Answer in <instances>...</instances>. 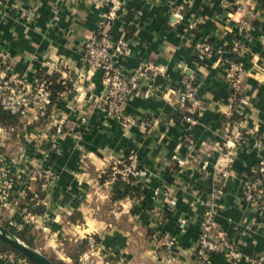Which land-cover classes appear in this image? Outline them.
<instances>
[{"label":"crops","instance_id":"0c3cea01","mask_svg":"<svg viewBox=\"0 0 264 264\" xmlns=\"http://www.w3.org/2000/svg\"><path fill=\"white\" fill-rule=\"evenodd\" d=\"M102 32L110 48L126 42L130 54L114 60L140 82L120 118L105 111L100 72L83 60L85 42ZM199 40L212 48L204 63L192 49ZM232 64L241 68L235 98L224 79ZM0 67L73 87L46 116L28 110L0 126V224H16L33 249L72 264L69 249L92 237L77 264H194L212 203L216 230L242 255L209 264H264V214L240 194L264 157V0H0ZM184 79L199 86L192 107L180 100ZM129 150L147 172L139 201L113 194L111 165ZM41 168L55 177L28 220L21 196L37 190ZM0 264L27 262L0 251Z\"/></svg>","mask_w":264,"mask_h":264},{"label":"built area","instance_id":"2783aa9c","mask_svg":"<svg viewBox=\"0 0 264 264\" xmlns=\"http://www.w3.org/2000/svg\"><path fill=\"white\" fill-rule=\"evenodd\" d=\"M195 59L198 62L207 60L212 55L211 45L205 40L195 41L192 46ZM128 55L130 49L125 41L121 40L110 48L106 43V34L102 32L99 38H90L84 44V63L89 71L100 72V81L105 87L106 96L103 99V106L107 114L114 118H120L123 103L133 94L140 90V82L135 74L125 75L116 63L117 55ZM220 55L221 52L219 51ZM241 72V68L235 64L228 67L225 72L224 79L231 91L232 98L238 97L239 87L237 84V76ZM64 89L58 93V97L64 96L71 91L65 81L60 80ZM51 82L44 76H37L29 81L15 74L8 72L7 69L0 67V108L12 114H25L28 110H32L40 117L46 116L47 108L52 104V92L50 90ZM199 91L197 83L190 79H184L181 82L179 96L181 102L192 107L196 104V97ZM147 96L148 93L144 92ZM183 120L189 125L194 123L191 116H184ZM61 131L57 126L56 133ZM147 172L140 165L137 154L133 150H129L125 157L120 161L111 165L110 176L114 180H119L131 186H140L145 179ZM33 179L38 182V186L42 191L47 190L55 177V173L51 168H41L33 172ZM264 178V157L259 161L252 171L250 180L243 186L240 194L244 201L257 204L264 214V191L260 188V183ZM7 187L11 186L9 180H5ZM222 195L220 189L213 190L211 197L218 198ZM7 192H4L3 198H7ZM27 192L21 196L24 200ZM141 196L134 198L139 201ZM29 201L34 206H43V200L37 195H32ZM216 212L215 205L207 204L205 215L199 223V234L195 246L194 264H209L211 256L222 253L231 260H238L241 252L232 243L216 230L213 218ZM21 213L30 220L33 213L26 206L22 207ZM155 218L161 217L158 211H154ZM10 226L18 228L14 223ZM88 246L91 248L95 245V240L91 237L87 239ZM173 240L167 235L161 238V245L170 247ZM258 262L263 260L262 256L255 258Z\"/></svg>","mask_w":264,"mask_h":264},{"label":"trees","instance_id":"16d2710c","mask_svg":"<svg viewBox=\"0 0 264 264\" xmlns=\"http://www.w3.org/2000/svg\"><path fill=\"white\" fill-rule=\"evenodd\" d=\"M205 61H203V63ZM44 77H46L51 82L50 90L52 92V101H53L55 98L58 97V93L64 89V86L61 84V81L58 79L57 75L50 76V77L44 76ZM49 107L50 106H48L47 111ZM20 115L21 114L19 113L12 114L0 108V126L6 127V128L16 126L19 122L18 118ZM113 194H114V198H117V199H120L126 196L131 197V198H137L142 195V190L140 186H131L129 184H125L117 180L113 186ZM32 195H37V197L41 199L42 190L39 189V186L37 190L27 192V196L24 199L25 203L22 207L26 206L28 209H30L32 213L41 212L42 210L41 206H34L33 203L29 201V198ZM0 226L4 228L7 232H9L10 234L15 236L16 238L20 239L24 244L33 248L32 245L28 242V240L23 237V235L21 236L20 234L17 233L14 227L10 226L8 223H1ZM87 248H88L87 241H81L78 244L76 243L71 249H69L68 254H69L70 259L73 262L72 264H77L78 256ZM0 251L11 252L15 256L24 259L27 262V264H33L32 262H30L29 260L21 256L19 253L15 252L14 250H12L7 245L1 242H0ZM49 260H51L54 264H63L60 262H56L53 259H49Z\"/></svg>","mask_w":264,"mask_h":264},{"label":"water","instance_id":"95a60500","mask_svg":"<svg viewBox=\"0 0 264 264\" xmlns=\"http://www.w3.org/2000/svg\"><path fill=\"white\" fill-rule=\"evenodd\" d=\"M0 242L7 245L9 248L19 253L25 259L29 260L33 264H54L46 256L38 252L37 250L27 246L18 238L7 232L0 226Z\"/></svg>","mask_w":264,"mask_h":264},{"label":"rangeland","instance_id":"374dc122","mask_svg":"<svg viewBox=\"0 0 264 264\" xmlns=\"http://www.w3.org/2000/svg\"><path fill=\"white\" fill-rule=\"evenodd\" d=\"M20 240V239H19ZM21 241V240H20ZM38 251V250H37ZM39 252V251H38ZM41 253V252H40ZM42 254V253H41ZM44 256H46L48 259H53L54 261L56 262H60V263H63L62 261H60L58 259V256L57 255H54V254H50V253H47V254H43ZM63 264H66V263H63Z\"/></svg>","mask_w":264,"mask_h":264}]
</instances>
